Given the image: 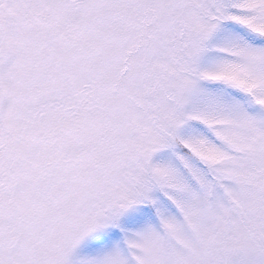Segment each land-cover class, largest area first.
Wrapping results in <instances>:
<instances>
[{"label":"snow or ice","instance_id":"obj_1","mask_svg":"<svg viewBox=\"0 0 264 264\" xmlns=\"http://www.w3.org/2000/svg\"><path fill=\"white\" fill-rule=\"evenodd\" d=\"M0 264H264V0H0Z\"/></svg>","mask_w":264,"mask_h":264}]
</instances>
